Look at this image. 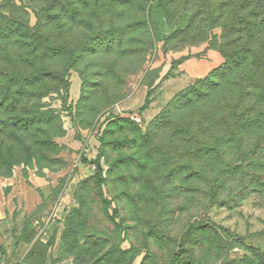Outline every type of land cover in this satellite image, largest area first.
Listing matches in <instances>:
<instances>
[{"label": "rangeland", "instance_id": "1", "mask_svg": "<svg viewBox=\"0 0 264 264\" xmlns=\"http://www.w3.org/2000/svg\"><path fill=\"white\" fill-rule=\"evenodd\" d=\"M225 1L206 3L216 11ZM5 2L35 28L43 0ZM171 11L131 0L48 25L49 42L79 59L42 100L58 119L56 149L0 177V264H264V168L243 164L214 191L200 144L183 134L190 109L171 119L178 130L154 126L176 96L226 63L220 28L201 45L168 50L164 38L191 17L190 6ZM68 55L63 49L37 68L63 72Z\"/></svg>", "mask_w": 264, "mask_h": 264}, {"label": "trees", "instance_id": "2", "mask_svg": "<svg viewBox=\"0 0 264 264\" xmlns=\"http://www.w3.org/2000/svg\"><path fill=\"white\" fill-rule=\"evenodd\" d=\"M108 1L43 0L36 14L35 28L15 18L14 10H18L15 4L5 2L0 7V177H7L15 166L28 163L45 150L56 149L52 135H56L53 131L58 129V119L42 100L49 92L50 83L60 90L79 58L72 47L49 42L48 25L65 23L68 19L75 22L93 8L97 11L131 3V0H111L109 5ZM151 1H157L158 8L169 14L179 6H190L187 27L164 38L168 50L181 51L187 46L201 45L213 39V29L220 28L218 48L226 59L207 78L176 96L154 126L159 130H178L170 124L171 119L190 109V119L182 127L186 131L183 134L190 135L191 145L200 144L199 153L209 167L203 177L209 185L215 184L211 187L214 191L226 174L237 169L244 173L243 164L248 163L251 171L263 170L264 0H226L216 11L206 3L208 0ZM201 3L206 6H198ZM66 48L69 62L65 71L37 68L50 55L58 56ZM150 98L151 95L144 111L152 103ZM49 124L52 128L47 129ZM198 136L204 139L199 141ZM228 160L241 164L228 167L224 164ZM100 161L98 158L95 162L102 173ZM220 163L227 167L220 170ZM100 195L103 196L101 188ZM196 231L195 227L187 231L179 246L181 252Z\"/></svg>", "mask_w": 264, "mask_h": 264}, {"label": "built area", "instance_id": "3", "mask_svg": "<svg viewBox=\"0 0 264 264\" xmlns=\"http://www.w3.org/2000/svg\"><path fill=\"white\" fill-rule=\"evenodd\" d=\"M135 119V121L137 122V123H140V121H141V118H139V117H136V118H134Z\"/></svg>", "mask_w": 264, "mask_h": 264}, {"label": "crops", "instance_id": "4", "mask_svg": "<svg viewBox=\"0 0 264 264\" xmlns=\"http://www.w3.org/2000/svg\"><path fill=\"white\" fill-rule=\"evenodd\" d=\"M217 64H219V62L217 63ZM218 66V65H217ZM216 65H214L212 68H216L217 67ZM211 68V67H210Z\"/></svg>", "mask_w": 264, "mask_h": 264}]
</instances>
